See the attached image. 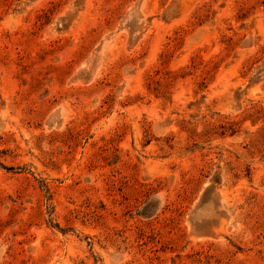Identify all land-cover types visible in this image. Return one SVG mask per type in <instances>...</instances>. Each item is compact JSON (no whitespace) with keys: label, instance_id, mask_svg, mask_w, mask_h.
<instances>
[{"label":"rangeland","instance_id":"374dc122","mask_svg":"<svg viewBox=\"0 0 264 264\" xmlns=\"http://www.w3.org/2000/svg\"><path fill=\"white\" fill-rule=\"evenodd\" d=\"M0 264H264V0H0Z\"/></svg>","mask_w":264,"mask_h":264}]
</instances>
